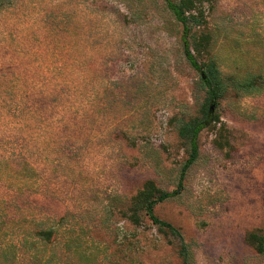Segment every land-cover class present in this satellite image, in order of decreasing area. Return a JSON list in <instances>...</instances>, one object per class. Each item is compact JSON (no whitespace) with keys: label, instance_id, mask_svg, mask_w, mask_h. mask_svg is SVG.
Wrapping results in <instances>:
<instances>
[{"label":"rangeland","instance_id":"1","mask_svg":"<svg viewBox=\"0 0 264 264\" xmlns=\"http://www.w3.org/2000/svg\"><path fill=\"white\" fill-rule=\"evenodd\" d=\"M204 7L198 63L264 79V0ZM182 36L165 0H0V264H184L129 213L147 182L177 191L189 157L204 93ZM217 113L155 215L190 264H264L246 241L264 230V90Z\"/></svg>","mask_w":264,"mask_h":264},{"label":"trees","instance_id":"2","mask_svg":"<svg viewBox=\"0 0 264 264\" xmlns=\"http://www.w3.org/2000/svg\"><path fill=\"white\" fill-rule=\"evenodd\" d=\"M165 2L168 10L183 28L184 56L190 67L201 75L198 91L204 93V102L201 106L200 117L184 124L179 131V135L189 151V157L181 169L179 189L168 193L157 189L153 182H147L143 190L133 200L129 213L130 220L138 225L139 213L144 212L161 234L176 240L179 255L184 264H190V252L181 232L171 224L160 220L155 215V208L180 194L186 173L198 160L200 134L211 126L220 125L219 130H224V125L217 113L221 104L231 96L239 100L243 97L260 94L264 90V79L261 76H248L244 79L234 76L225 77L215 62L204 66L198 63L192 51L200 54L209 45V39L201 37L194 41L193 46L190 44V39L195 29L206 26L207 17L204 6L209 4L210 0H180L179 2L165 0ZM219 147L222 146L219 145ZM246 241L259 256L264 258V230L251 232L247 235Z\"/></svg>","mask_w":264,"mask_h":264}]
</instances>
